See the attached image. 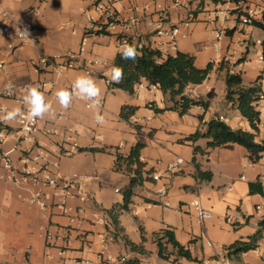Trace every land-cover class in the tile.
Returning a JSON list of instances; mask_svg holds the SVG:
<instances>
[{
  "label": "crops",
  "instance_id": "0c3cea01",
  "mask_svg": "<svg viewBox=\"0 0 264 264\" xmlns=\"http://www.w3.org/2000/svg\"><path fill=\"white\" fill-rule=\"evenodd\" d=\"M95 1L0 0V11L8 13L12 28L29 23L37 30L35 43L19 42L0 33V107L19 106L23 86L31 83L40 86L57 112L54 119H39V129L33 136V145L45 151L44 159L22 158L26 143L16 145L15 122L6 123L9 134L0 149L9 151L13 164L19 168L56 161V165H51L53 171L61 176L76 174L77 183L90 194L86 201L75 196L68 198L69 209L64 212L56 205L52 187L40 188L45 203L40 208L28 201L34 187L0 179V264H84L81 261L85 259L88 264H119L120 257L125 261L137 257L142 264H215L218 251L262 228L264 156L252 162L240 144L208 148L206 137H199L194 143L185 138L220 114L231 127L250 129L245 117L225 100L224 69L218 68V62L229 64L230 71L240 73L244 83L260 76L264 90V28L243 23L240 17L249 6L254 10L252 20L264 24V0H245L238 8L227 0H106L118 18L116 23L107 25L108 33H96L108 16L95 8ZM175 26L186 33L175 43L170 42L168 35L157 33ZM211 29L213 37L209 35ZM219 29L224 33L217 39ZM253 30L261 32V38L253 40ZM118 34L130 38L133 44L163 48V56L177 50L191 53L198 67L213 62L207 77L199 84H188L184 91L190 97L207 100L208 106L193 105L183 114L174 109L155 111V106L162 108L171 102L145 79L135 85L133 94L110 88L108 73L122 47ZM82 40L84 49L79 53ZM252 44L262 46L255 59L247 57ZM69 52L77 54L76 67L64 70L50 86L48 82L55 77L50 67H36L32 60L43 55L59 60ZM86 64H91L88 75L102 89L104 125L95 122V111L85 101L74 99L64 111L54 96L56 90L68 88L78 75L87 74L82 68ZM8 84L14 85V94L5 91ZM122 104L137 107L132 115L134 121L132 117L129 121L119 117ZM222 108L229 109L231 115ZM259 111L256 140L264 141L262 101ZM73 142L77 150L66 153ZM137 142L143 143L139 151L142 168L150 171L135 187L127 214L118 216L122 230L117 233L106 209L123 202L117 196L123 198L122 188L129 176L115 169V153L126 155ZM194 144L203 153L195 154ZM36 152L34 149L33 154ZM194 155L202 170L211 171L209 180L195 176ZM177 157L183 162L166 171V163ZM153 170L161 174L156 182L150 178ZM254 182L259 186L251 188L250 183ZM161 183L167 186V193L158 197L155 189ZM194 198L211 211L210 218H197L188 205ZM226 215L231 216V222H226ZM71 216H77L79 222L71 221ZM95 216H101L102 221H95ZM126 219L132 220L126 225ZM164 226L173 229L176 240L189 248L194 259L175 258L173 254L164 259L158 255L154 234ZM47 231L50 239H46ZM122 234L131 242L142 244L145 252L132 250ZM240 258L230 264H264V230L256 247L241 253Z\"/></svg>",
  "mask_w": 264,
  "mask_h": 264
},
{
  "label": "trees",
  "instance_id": "16d2710c",
  "mask_svg": "<svg viewBox=\"0 0 264 264\" xmlns=\"http://www.w3.org/2000/svg\"><path fill=\"white\" fill-rule=\"evenodd\" d=\"M113 21L116 20L108 17L106 23H102L96 30V33H108L106 27ZM251 23L264 28V24L259 21L251 20ZM127 43L133 44L130 38H128ZM134 45L137 48V59L135 62L121 59L120 50L116 52L112 67H122L124 70V79L119 84L111 82L109 85L110 88L125 90L133 94L135 85L141 79H145L148 85H156L171 102L170 105L162 108L155 106V111L174 109L180 114H183L193 105H200L205 108L208 106L207 100H203L201 97H190L184 91L188 84L201 83L212 69L213 62H208L205 66L198 67L195 65V58L191 53L177 50L174 54L168 53L163 56L156 48L147 45H141L139 47L136 44ZM218 68L224 69L225 100L230 103L231 107H235L245 117L250 129L241 127L233 128L218 116H215L204 122L203 129H196L186 136L185 139H189L194 143L199 137H206L208 139L206 143L208 148L217 146L231 147L233 144H240L246 148L248 159L255 162L264 156V141L256 140L260 120L259 101L264 103V90H262L260 85V76H257L250 83H244L240 73L231 72L229 64L226 62H218ZM150 104L152 105V103ZM136 108V106L130 104H122L119 117L122 120L129 121ZM135 126L139 128L138 124H135ZM142 145V142L135 143L126 155L115 153V169L129 176L128 183L122 188L123 202L106 209L110 222L113 224L114 230L117 233L122 230V227L118 225V216L122 211L128 209L130 197L134 193L135 187L143 182L147 177L144 174L150 171L143 170V162L139 160V151ZM193 152L195 154L203 153V149L197 144H194ZM192 161L195 167V176L199 180H209L211 178V171L202 170L196 161L195 155ZM256 184L259 186L258 182L250 183L251 188ZM260 224L262 228L258 229L247 239H236L224 247L226 250L225 254L230 261H240L241 253L256 247L257 240L261 236L262 230H264V219L261 220ZM121 236L123 241L132 250L141 253L145 252L142 244L131 242L124 234ZM154 241L158 248V255L161 258L167 259L173 254L175 258L183 256L188 259H194L189 248L176 240L174 231L169 226H164L155 232ZM119 264L142 263L137 257H134Z\"/></svg>",
  "mask_w": 264,
  "mask_h": 264
},
{
  "label": "built area",
  "instance_id": "2783aa9c",
  "mask_svg": "<svg viewBox=\"0 0 264 264\" xmlns=\"http://www.w3.org/2000/svg\"><path fill=\"white\" fill-rule=\"evenodd\" d=\"M232 2V4L235 7H242L244 5L245 0H227ZM94 6L96 9L100 10L103 14L106 16L113 18L116 21L111 22L110 24H114L118 21L117 14L115 11L110 7L108 2L106 0H96L94 3ZM254 14V10L246 6L245 9L240 14L241 22L243 23H251L252 17ZM19 28L20 30H27L29 33L28 38H24L21 36H17L16 30ZM0 33L6 36H11L18 40L19 42L29 41L35 43L37 40V30L29 23H23L15 28H12L9 22V16L6 11H0ZM158 34H164L168 35L170 37V42L175 43L176 39L185 36L186 33L181 31L178 26H175L173 28H170L169 30H158ZM224 33L223 30L219 29L216 31V38L219 39L221 35ZM117 41L120 44H124L128 41L127 36L124 34H118L117 35ZM138 47L141 46V44H136ZM84 49V40L81 41V45L79 48V53L82 52ZM161 53H163V48L158 49ZM76 53H66L60 57L59 60H57L54 56H39L36 59L32 60L33 65L36 67H50V72L55 76L53 79H51L48 83L50 86H53L57 81V75L56 70L62 69L63 71L68 68L76 67ZM217 58L220 57V55L217 53ZM96 62V61H93ZM3 66V63L0 61V68ZM90 66L91 64H86L82 68L85 71V73H90ZM71 84V83H70ZM70 84L68 87H70ZM2 108V107H0ZM132 117V116H131ZM130 117V119H131ZM218 117L223 120V115H218ZM132 121H134V118L132 117ZM39 119L34 123L31 124L30 130L25 132L24 131V122L22 121H15L16 124V132H17V144H20L22 142L26 143V146L22 148V158L27 161L29 159H44L45 157V151L42 148H39V146L33 145V136L35 132L39 129L38 126ZM45 131L49 132L50 130L46 129ZM9 134V129L4 122H0V144L5 140L7 135ZM36 150V154H33V150ZM77 150L76 143H71L70 149H68V152L66 153H72ZM183 162V159L181 157H177L172 161H169L165 165L166 171H172L176 169L181 163ZM57 162H49L45 161L40 166L36 167H28L26 165L22 167H16L12 159L9 155V151H4L0 149V179H8L12 183L20 185V186H32L34 187V191L32 192V195L29 197L28 201L32 204H35L39 206L40 208L45 207V203L42 197V192L40 188L42 187H52L54 189V195L56 196V205L60 207L64 212H66L69 207L66 205V201L70 197H77L82 201H86L90 198L89 192L81 185L77 183V175L72 174L71 176H61L58 172H55L51 169V165H56ZM150 178L153 181H158L161 178V174L158 170H153L150 173ZM74 188V190L72 189ZM230 189V187L228 188ZM167 193V186L164 183H161L157 186L155 189V195L158 197L164 196ZM45 197H48L47 194H45ZM189 206L193 208L195 211V214L197 218L201 221H204L206 219L203 218L201 214V209L204 210V212L208 215V217H211V211L208 208H205L200 200L198 198H194L190 200L188 203ZM259 208V207H258ZM95 221H102L101 216H95ZM208 219V218H207ZM70 220L73 222H79V218L77 216H71ZM226 222H231L232 218L230 215L225 216ZM51 234L50 232H46V239H50ZM226 250L223 248L220 251H218L215 254V264H230L229 258L225 254ZM124 257L119 258V263L125 262ZM84 264L90 263L89 260H82L81 261Z\"/></svg>",
  "mask_w": 264,
  "mask_h": 264
},
{
  "label": "clouds",
  "instance_id": "9594fccd",
  "mask_svg": "<svg viewBox=\"0 0 264 264\" xmlns=\"http://www.w3.org/2000/svg\"><path fill=\"white\" fill-rule=\"evenodd\" d=\"M17 36L28 38L29 33L25 30H16ZM29 39V38H28ZM120 57L123 60L137 59V48L134 44L125 42L120 48ZM57 78L62 76V69L56 70ZM112 82L119 84L124 79V70L120 66H114L108 73ZM24 94L20 97L19 106L2 107L0 108V122L11 123L15 121L24 122V131L30 130V125L34 124L38 119H44L45 116L56 118L57 112L53 108V104L46 99L45 93L39 85L31 83L23 86ZM5 91L9 94H14V85L8 84ZM54 96L61 109L67 111L74 99H80L87 103L90 109L95 111L94 119L98 125L106 123L105 116L101 113L103 104V94L101 87L96 80L88 74L78 75L70 84V87H61L55 91ZM201 214L204 219L209 218L208 215L201 209Z\"/></svg>",
  "mask_w": 264,
  "mask_h": 264
},
{
  "label": "rangeland",
  "instance_id": "374dc122",
  "mask_svg": "<svg viewBox=\"0 0 264 264\" xmlns=\"http://www.w3.org/2000/svg\"><path fill=\"white\" fill-rule=\"evenodd\" d=\"M160 23H156V25H159ZM227 25H232V23L231 22H227ZM209 35L211 36V37H213V29H211L210 31H209ZM261 36H262V33L261 32H259L258 30H253V32H252V39L253 40H255L256 38H261ZM261 45L260 44H252L251 46H250V48H249V51L247 52V57L249 58V59H255V58H257V51H260L261 50ZM223 109V108H222ZM226 113H227V115H231V111L229 110V109H223ZM117 199L120 201V202H122V200H123V198H122V196L121 195H118L117 196ZM126 210H124V211H122V215H126L127 213V211L125 212ZM132 219H126V225L127 224H129L130 223V221H131ZM129 227V226H128Z\"/></svg>",
  "mask_w": 264,
  "mask_h": 264
}]
</instances>
